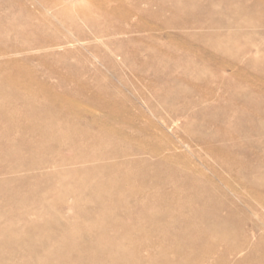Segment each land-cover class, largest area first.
<instances>
[{
	"label": "rangeland",
	"instance_id": "obj_1",
	"mask_svg": "<svg viewBox=\"0 0 264 264\" xmlns=\"http://www.w3.org/2000/svg\"><path fill=\"white\" fill-rule=\"evenodd\" d=\"M84 263L264 264V0H0V264Z\"/></svg>",
	"mask_w": 264,
	"mask_h": 264
},
{
	"label": "bare ground",
	"instance_id": "obj_2",
	"mask_svg": "<svg viewBox=\"0 0 264 264\" xmlns=\"http://www.w3.org/2000/svg\"><path fill=\"white\" fill-rule=\"evenodd\" d=\"M63 250H64V249H63ZM93 257H94V255L92 256V258H93ZM96 257H97V256H96ZM89 258H90V257H88V259H89ZM92 258H91V259H92ZM97 260H98V259H97ZM90 261H91V260H90ZM92 261H93V260H92ZM94 261H96V260H94ZM97 262L99 263L100 261L98 260ZM97 262H96V263H97ZM93 263H94V262H93ZM84 264H85V263H84ZM88 264H90V263H88Z\"/></svg>",
	"mask_w": 264,
	"mask_h": 264
}]
</instances>
